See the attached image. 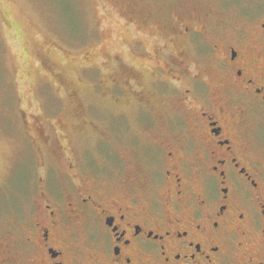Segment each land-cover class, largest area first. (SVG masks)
Instances as JSON below:
<instances>
[{"label": "flooded vegetation", "instance_id": "af4514ba", "mask_svg": "<svg viewBox=\"0 0 264 264\" xmlns=\"http://www.w3.org/2000/svg\"><path fill=\"white\" fill-rule=\"evenodd\" d=\"M238 19L195 6L151 28L159 43L139 42L146 62L134 74L149 88L130 90L156 125L140 163L106 182L72 163L58 182L40 177L23 217L0 228V264H220L217 245L231 264H252L260 238L239 217L264 212V16ZM201 26L205 51L194 61L190 34ZM181 81L183 92L161 94L162 83ZM64 152L58 144L52 154ZM243 189L252 192L245 203Z\"/></svg>", "mask_w": 264, "mask_h": 264}, {"label": "rangeland", "instance_id": "374dc122", "mask_svg": "<svg viewBox=\"0 0 264 264\" xmlns=\"http://www.w3.org/2000/svg\"><path fill=\"white\" fill-rule=\"evenodd\" d=\"M195 6H211L219 16L239 21L220 0L0 4V228L13 229L23 217L40 177L58 182L69 163L80 175L100 182L140 163L141 144L107 138L98 151L90 133L101 110L119 111L137 101L131 89L149 88L146 74L134 78L146 62L138 53L139 42L151 51L159 43L151 28ZM260 7L256 0L257 12ZM58 144L65 151L59 159L52 154Z\"/></svg>", "mask_w": 264, "mask_h": 264}, {"label": "snow or ice", "instance_id": "6c2138e0", "mask_svg": "<svg viewBox=\"0 0 264 264\" xmlns=\"http://www.w3.org/2000/svg\"><path fill=\"white\" fill-rule=\"evenodd\" d=\"M8 0H0V4H6ZM220 2L225 3L229 10L234 11L236 15L242 17H254V16H264V0H259L261 5L259 11L256 10V0H220ZM264 23V20H261ZM4 24L11 28L12 24L4 20ZM3 30L0 29V33ZM203 26L195 28L191 35V47L193 51V59L197 54L203 55L205 48V35ZM16 37H12L9 43H14ZM260 73L264 77V59L260 61ZM195 74V65L189 76ZM192 87H196L195 83H192ZM160 92L163 96H171L177 93L183 92L184 89L188 88V83L181 81L180 83L164 82L160 86ZM156 125L153 122L152 113L141 107L139 103H128L124 108L114 113L108 114L101 110L97 114V123L95 129L90 136L93 137V145L99 151L102 149L103 141L107 138L116 143H129L140 145L142 142L150 138V135L155 129ZM252 196L251 190L243 189L239 193V198L242 203L248 201ZM240 221L243 223L244 228L247 232L254 235H259V249L258 250H248V256L251 259L252 264H255L256 255L259 254L264 258V212L261 213H249L247 216L241 213L239 217ZM225 239H229L228 233L224 234ZM137 246L144 249L145 254L151 251V245H144L141 242H137ZM241 248L244 247L243 244L240 245ZM255 246H253L254 248ZM216 251L220 252V264H231V258L228 248L221 251L219 245L216 246ZM131 264V261H129Z\"/></svg>", "mask_w": 264, "mask_h": 264}]
</instances>
